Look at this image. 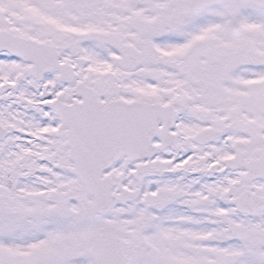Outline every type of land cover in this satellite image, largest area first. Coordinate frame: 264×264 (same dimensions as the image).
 I'll use <instances>...</instances> for the list:
<instances>
[{
  "label": "rangeland",
  "instance_id": "obj_1",
  "mask_svg": "<svg viewBox=\"0 0 264 264\" xmlns=\"http://www.w3.org/2000/svg\"><path fill=\"white\" fill-rule=\"evenodd\" d=\"M191 3L0 0V30L58 46L61 61L76 68V82L97 92L102 107L116 100L172 101L179 116L174 133L182 140L176 153L162 152L153 160L160 175L137 176V164L124 160L113 167L106 176L114 182L120 206L97 217L93 200L66 171L71 164L64 143L54 135L57 118L39 104L58 96L72 104L75 85L58 84L57 74L37 85L25 75L27 66L0 57V125L24 136L0 143V264H93L89 254L99 229L128 241L126 264H264V204L253 219L237 218L232 200L242 186L239 175L192 174L229 157L238 145L264 147V84L245 90L244 80L260 74L242 69L240 53L227 52L243 39L230 33L233 22L246 25L249 33L247 25L253 24L244 15L250 6L230 0L193 14ZM53 20L67 24L68 35H58L48 25ZM255 22L245 49L259 60L264 57V16ZM206 34L210 41L202 38ZM196 38L202 40L195 44ZM218 39L228 44H216ZM201 105L215 116L241 109L221 127L224 136L232 137L227 144L192 145L193 134L215 123ZM257 116L259 124L248 127ZM235 130L237 139L227 135ZM253 191L264 196L261 185Z\"/></svg>",
  "mask_w": 264,
  "mask_h": 264
},
{
  "label": "water",
  "instance_id": "obj_2",
  "mask_svg": "<svg viewBox=\"0 0 264 264\" xmlns=\"http://www.w3.org/2000/svg\"><path fill=\"white\" fill-rule=\"evenodd\" d=\"M214 2L215 0H196L195 1L196 9L201 8L198 5L207 6ZM2 39L6 40L5 38H2ZM2 49H6L14 54H17L14 50L8 47L0 46V50ZM28 49H30V47L26 46L25 48H23L24 51L20 52V55L17 54V56L20 57L25 62L35 63L39 61L42 64H45V67H47V68L41 69V67L37 66L33 68L32 70H30L28 72V75L30 74L34 75L35 79L40 80L41 77L45 73L57 71L60 73V77H59L60 82L70 84L73 81L72 70L68 68L67 66L58 65L56 49H53V51H49V52H46L45 50H42V49L32 50L31 52H27ZM40 51H42L43 53H40ZM39 69H41V72H38ZM75 93L77 97H81L84 101L90 100L92 102L91 108L93 109L94 114H96L97 116L109 114L113 110L115 120H118L119 118H123L125 121L128 122L129 129H125L126 131L124 130V132L127 133L130 137V139L128 137V146L124 148L123 153H120L116 156L113 162L117 161L118 159H120L121 157L125 155L129 157V161H136V160L143 159V153L149 150V144L151 143L152 140L149 139L148 145L145 147L143 146V138L137 137L135 134H140L142 132L141 113L143 110L141 108L145 109V107L140 106L141 107L140 108L139 105L138 106L133 105V106L127 107V106H122L121 103L117 102V103H111L108 107V111H105L102 113L98 109V105L96 103V97L92 91L86 90L83 86H80L75 90ZM150 114L154 118V120L152 121L157 122L156 119H157L158 114L157 113H150ZM60 116H61L60 118L62 121L63 130L68 129L69 124L67 120L65 119L63 115H60ZM158 120L160 123L164 119H158ZM112 125L114 127V129L112 130H115V133L120 131L122 127L120 125V121H118V123L113 121ZM172 126L173 125H171V127ZM108 130H111V129L106 128L103 131L105 134H111V133H108ZM156 131L157 133L155 134V136L160 138L162 142V146L168 147L166 146L167 143L173 142V146L171 148L173 151H175L176 150V139L172 137L173 139L169 140V137H168L169 128L165 127L161 130L158 129ZM154 133L155 132H153V134ZM103 136L113 137V136H106V135H103ZM1 137H2V134H0V138ZM60 137L62 139L68 140L66 144L70 150L68 159L72 161L73 164L75 165L74 167L75 169L69 170V172L77 176L85 184L87 194L90 196H93L96 200L95 206L93 207V211L98 215L110 213L111 210L115 208L118 204L117 199L111 196V190H112L111 182L109 181L107 183H103L102 181L99 180L100 175H98L97 177L91 176L93 180H90L86 176L83 170V167L81 165V162L79 161L78 151L75 148L74 140L71 138V136L68 133L67 134L63 133L60 135ZM108 142L114 143L111 138H109ZM154 150L155 148L152 149V155L149 157V159H151V157L154 155ZM137 172L141 175L143 173L152 172V170H148V169L141 170V168H139ZM93 183H94V186L92 187ZM251 204L252 202H249V205ZM244 208L247 209L248 207L245 206ZM122 248H123L122 243L119 242L114 237H111L109 235H98L96 237V240H95V243L92 249V255L95 259V264H125L124 257L122 254Z\"/></svg>",
  "mask_w": 264,
  "mask_h": 264
},
{
  "label": "flooded vegetation",
  "instance_id": "obj_3",
  "mask_svg": "<svg viewBox=\"0 0 264 264\" xmlns=\"http://www.w3.org/2000/svg\"><path fill=\"white\" fill-rule=\"evenodd\" d=\"M244 1H246V2H250L251 0H244ZM257 12H259V11H257ZM253 13V12H252ZM260 14L261 13H264V12H259ZM248 15V14H247ZM259 16V15H258ZM248 19H251L250 17H248ZM244 41H246L245 39H244ZM241 48L242 49H239V52L242 54V60L244 61V64H242V67L243 68H247L248 70H250V71H254L255 70V68L254 67H252V66H250V65H255V64H259L258 63V61H255L254 60V58L253 57H248V56H246V55H244V53H245V50H244V47L243 46H241ZM236 51V50H235ZM255 72H253V74H254ZM260 73H262L261 71H260ZM252 74V73H251ZM196 86H197V88H202V86H203V84H201L200 82H197L196 83ZM219 112H222V111H219ZM210 115H212V116H215L214 114H212L211 112L209 113ZM211 125L214 127V126H220L221 125V121H218V122H215V123H211ZM212 126H210L209 128H211ZM212 129V128H211ZM215 130V129H214ZM255 149L254 148H251L250 150H248V151H243V152H246L247 154H248V159H251V154H252V152L254 151Z\"/></svg>",
  "mask_w": 264,
  "mask_h": 264
}]
</instances>
